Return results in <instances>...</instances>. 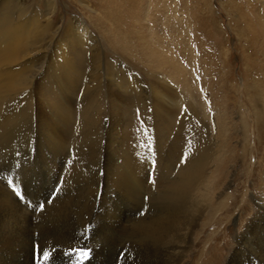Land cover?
<instances>
[{"label":"bare ground","instance_id":"bare-ground-1","mask_svg":"<svg viewBox=\"0 0 264 264\" xmlns=\"http://www.w3.org/2000/svg\"><path fill=\"white\" fill-rule=\"evenodd\" d=\"M13 2L15 3V0H0V147L14 142L31 145V151L22 161L25 185L19 195L13 196L0 184V264H35L34 224L37 202L40 195L42 196L40 187L42 181L46 178H53L55 175L57 178L63 170V166H69V174L87 179L86 173H88L91 164L96 165L98 172L104 169L105 178H107V180L104 179L103 172V178L98 181V185L91 192L96 204L94 203L90 209L87 208L88 210L85 206L86 212L84 211L85 217L88 222L90 221L89 227L91 226L93 230L92 232L90 230V232L83 231V235L88 233L89 236H96L101 240V246H103L96 256L94 254L92 257V264H105L108 260L109 254H104V249L108 253L110 249L116 247L122 234L126 231L122 227L127 225L125 223L128 222V213L131 209H138L143 195H148V202L153 206L160 205L162 202L164 209L169 210L170 213L165 210L153 222L145 223L148 221L147 219L145 222L143 220L138 221V224H132L131 228H128V238L138 237L145 244L147 241L152 242L154 249L157 246L162 248L163 254L170 251L173 256L177 253L176 261H178L177 264H180L181 259L192 249L203 233L205 226H216L218 221H214L217 214L227 207V198L230 195L222 199L224 192H221L220 185L223 178L216 175L217 172L223 175L226 170L224 171L223 166H219L220 164L219 168L214 167V164L216 166V162H222L223 158L221 160L219 157L214 159L213 156L207 157L204 155V145H200L197 141L199 137L197 136V139L195 136L187 134L188 131L185 130V127L190 122L187 123L185 116L181 115L179 111L184 101L179 99L180 97L174 90L171 92L167 87V80L157 73L155 82L150 85L152 95L150 107L152 117L154 116L156 119L155 125L151 121L154 126L151 135L156 138V145H154L157 150L165 151L166 155L163 158L159 154L161 157L159 159L142 157L138 152L140 149L137 150L136 147L138 144L135 143L138 127L132 121L134 113L143 107L145 99L141 84L137 75H134L132 71L123 67H115L111 63L109 64L105 58L107 51L113 52L114 48L124 49L123 51L132 49L136 39H140L145 60L162 71V66L166 63V60L162 59L165 48L162 39L157 37V40L149 38L146 41L145 36L135 38L132 34L136 35L138 32L133 31L132 34H129V38L132 40L128 38L124 41L125 38L121 32L127 34L128 32L122 24L120 12L116 13L114 10L113 3L123 6L122 8L126 6V11L130 12V9L132 10L130 3L134 2L132 0H105L103 6L99 7L100 10L93 9L87 1L77 0L81 7L90 13V17L108 13L109 15H104V17L112 22L109 30L111 28V30L117 31L118 38L105 35L100 38L85 20L78 16H73L65 22L58 34L59 28L56 26L55 29L53 23V16L56 14L55 0L45 1L44 13H41L34 3L27 5L20 1L15 4ZM103 8L104 11H102ZM138 20V18L132 20L133 26L135 23L139 24ZM250 21L260 27L264 23L263 19L258 17H253V20L247 18L246 22L250 23ZM97 30L99 29L97 28ZM137 30L145 31L143 26H139ZM101 31L103 32L102 28ZM262 32V37H264V31ZM143 34L145 35V32ZM104 43L109 45L106 44L108 48ZM116 56L114 54V57ZM102 82L104 87L107 86L110 91L102 92ZM251 90L255 95L249 91L250 94L247 96L249 108L247 107L246 112L239 110L238 116L242 127L247 129L246 120L250 118L254 124L253 127L256 126L262 132L264 129L263 96L257 95V89L251 88ZM259 99H261L260 103ZM188 102L190 108H196L191 102ZM197 106L199 105L197 104ZM104 111L110 115L107 121L109 125L106 135L107 147L99 134L101 115ZM202 113L204 117H207L205 111ZM147 121L149 123L150 120H146L145 123ZM222 122L224 123V121ZM218 123L216 126H212V135L214 134L216 142L221 144V139L224 138L228 128L225 127L224 134L222 124ZM175 129H177L176 132ZM185 141L190 143V149L198 154L197 157L186 158L183 156L184 154L178 155V149L181 146L177 148V145L182 142L186 143ZM70 146L77 148L73 155L70 151V153L68 152ZM143 146L145 148L144 144ZM246 149L247 144L243 148L244 153ZM218 155L226 157L225 152ZM174 160L179 162L177 167L175 162L173 163ZM230 160L228 159V163ZM151 165H155L153 167L156 172H161L157 178L158 182L172 176L171 180H166L164 184L158 183L159 185L157 184L154 191H152V185H148V168ZM210 169L213 170L210 171ZM98 172L96 171V176H99ZM90 177L92 178L91 175ZM249 177L251 176L249 175ZM72 182L74 183V181ZM81 186L84 187L83 191L85 192L89 189V185ZM245 197L252 200L251 214L249 213L250 217L233 234L232 238L236 245L229 253L230 258H227L225 263L223 262L224 264H238L241 261L238 254L245 252L249 241L264 237V198H255L247 190ZM242 200L245 199L242 198ZM58 204L54 214L59 221L58 226H60L64 224L63 217H65L66 209L63 208V205L61 206L59 201ZM41 209L40 207L39 210ZM192 214L195 218L189 221ZM51 220H54V217ZM234 221L235 219L233 224ZM207 222L209 223L207 224ZM136 225H139L141 229L136 228ZM47 227L49 228V226ZM39 243H42V240ZM142 246L144 247V245ZM69 249L71 250V248ZM172 261H174L173 258ZM150 262L152 263V261Z\"/></svg>","mask_w":264,"mask_h":264},{"label":"rangeland","instance_id":"rangeland-1","mask_svg":"<svg viewBox=\"0 0 264 264\" xmlns=\"http://www.w3.org/2000/svg\"><path fill=\"white\" fill-rule=\"evenodd\" d=\"M19 1L20 3L27 5L34 3L35 7L41 11V13H44L45 11L44 5L46 0H15V3H18ZM55 1L56 14L53 16V23L55 29L57 27L59 28L58 34L60 28H62L65 22L70 20L73 16H78L85 20V22L98 36H100V38L104 35L113 36L116 38L119 37L117 31L111 30V28L109 30L112 22L108 21L106 17H104V15H109L108 13L90 17V13L81 7L77 0ZM84 1H87L90 6L96 10H100L99 7L103 6L105 2V0ZM132 1L134 2L130 3V8L132 7L130 12L126 11V6L124 7V10V8H122L123 6L121 7L119 4L113 3L114 10L116 13L120 12L122 16V24L124 25L125 30L128 32V34L121 32V35H123L125 38L124 41L129 38V34H132L133 31L138 32L136 35L134 33L132 34L135 36V38H137V36H139L138 38L145 36L144 38H146V41H148L147 39L149 38L156 39L159 37L162 39L164 44L163 46L165 47H163L164 50L162 59L166 60L165 65L162 66L163 72L145 60V57L143 56L144 54H142L144 50L141 47L142 43L140 39H136V42L133 43L132 49H126V51H123L124 49L114 48V53L110 52L109 50L105 55V58L109 64L111 63L115 67L129 69L134 75H137V79L141 84L145 99L143 100V107L134 113L132 120L136 127H138V136L135 140V143L138 144V146H136L137 150L140 149L138 151L140 155L148 159H159L161 157L164 158L166 155L165 151L161 152L157 150L155 146L156 138L155 136L151 135L154 128V126H152V122L153 125H155L156 119L154 116L152 117L153 114L150 107V99L152 96L150 93V85L155 82V74L157 73L160 76H164L165 80H167V87L171 90V92L174 90L178 97H180L179 99L182 102L184 101V103H182V108H179V111L181 112V115L185 116L184 118L186 119L187 123L190 122L189 124H186L187 127H185V130L188 131L187 134H191L197 139L199 137L197 141H199L198 143L200 145H204V155L207 157L213 156V159L219 157L222 160L223 158L222 162L224 163L217 161L216 166L214 164V167L217 168L220 164L219 166L222 165L223 170H226L223 175L219 174V172H217L216 175L223 178L220 185V190H222L221 192H224L222 199L226 198L227 195H230V197L227 198V207L223 209L224 211L222 210L223 212L221 211L218 213V216H216L217 218H215L216 220L214 222L218 221V223H216L217 225L214 226L215 228L213 226L207 227L206 225L202 231L203 233L199 236V239L196 241L195 245L192 247V249H190L185 257L181 259V262L179 263L224 264L227 258H230L229 253L232 252V248L236 245L232 238L233 234L235 231L240 229L241 225L244 224L251 214L252 200L250 201L247 199V197H245V191H250L251 194L255 196V198H264V129L261 132L256 126L253 127L254 124L250 118L246 120L247 129H245L242 127L240 118L238 116L239 110H244L246 112L249 108L247 96L252 91L251 88L257 89V95H262L264 100V37H262L264 23L263 26L260 27L255 23H251V21L250 23L246 22L247 18L249 20H253V17H258L264 21V0ZM15 3L13 2V4ZM102 11H104V8ZM132 16H135L136 18H133ZM137 18L139 19V24L135 23L134 29L132 20H137ZM139 26H143L145 31H138L137 29H139ZM97 28L99 30H97ZM101 28L103 29V32L101 31ZM143 32H145V35ZM248 36L251 37L249 38ZM57 38L58 36L56 39ZM129 40L132 39L129 38ZM114 54L115 56L117 54V56L114 57ZM101 89L103 90L102 92L110 91L107 86L104 87L103 82L101 83ZM251 93L252 95H255L253 91ZM187 100L191 102L196 108H190L187 104ZM260 102L261 99H259V103ZM197 104L199 106H197ZM202 110L205 111L207 117H204ZM188 117L190 118V121L188 120ZM109 118V113L104 111L100 120L101 128L99 134L105 146L107 140L106 135L108 133L109 127L107 121ZM199 118L200 120H198ZM148 119L150 120L149 123L148 121L145 123V121ZM221 121H224V123H221ZM217 123L222 124L221 127L223 126L222 128L224 131L222 132L224 134L225 130L228 128L224 138L221 139V144H218L216 142V138L213 137L214 134L212 135V126H216ZM149 130L151 131L149 132ZM174 131L176 132L177 129ZM223 133L222 135H224ZM245 136H247L246 140H244ZM187 137L189 136L187 135ZM183 138L185 139V137ZM185 142L186 143L182 142L181 144L177 145V148L179 146L182 147H179L178 155L184 154L183 156L186 158L189 156H191V158L197 157L198 154L194 153L193 149H190V143L187 141ZM142 143L145 145V148ZM246 144L247 149L244 153L243 148L246 146ZM106 147L104 148L106 149ZM76 150L77 148L75 146H70L68 152L70 151L71 155H73ZM30 151L31 145L14 142L13 144L8 143L0 147V184L15 197L17 196V192L20 193L21 190L24 189L25 179L23 178L22 174V161L29 155ZM223 152H225L226 157L225 155L222 157L218 155L219 153ZM228 159H231L229 163ZM173 163L176 167L179 164V162L176 160H174ZM95 166V164H91L88 173H86L87 179L69 174V166H63L64 168L57 178L55 175L53 178H46L42 181L43 186L40 185L42 189V196L40 195V198L37 202L36 218L34 224V243L36 247L34 252L35 264H92V257H94V254L96 256V253L99 252L101 248H103V246H101V240L97 239L96 236H89L88 233L85 236L83 235V231L92 232L93 230L91 226L89 227L90 221L88 222L87 218L85 217V212L88 210L87 208L90 209L94 203L96 204L95 200L92 198L91 192L98 185V181H101L104 175V179L107 180V178H105L106 173L104 172V169L98 172V170H96L97 167ZM153 166L155 165H151L148 168V185H152V191H154L158 183L164 184L166 180H171L172 177L169 176L168 178H164L158 182L157 178H159L161 172H156V169H154ZM227 166L229 167L227 168ZM93 168L95 169L94 171ZM211 170L213 169H210V171ZM96 171L98 172L97 175L99 176H96ZM154 173L155 175H153ZM249 175L251 177H249ZM72 181H74V183ZM76 182H78V185ZM84 184L89 185V189L86 190V192H88L87 194L85 191H83L84 187L81 186ZM77 195H80V197ZM143 196L145 198L142 197L140 203L141 205L138 207V209H131V211L128 213V222L126 221L127 223H125L128 226L124 224L125 226L122 227L123 230L125 229L126 231L123 233L124 235L122 234V238L116 247L114 246L113 249H110L108 253L106 249H104V254H109L107 256L108 260L105 262V264H177V253L173 256L170 251L169 253L163 254L162 248L157 246V248L155 247L156 249H154V244L152 242L147 241V244H145L144 241L138 237L132 239L128 238V228L130 229L132 224H138V221L143 220V222H145L147 219L148 221L145 223L153 222L160 214H163L165 210H167L164 209L162 202L160 205L156 204L153 206L148 202V195ZM242 198L245 200H242ZM58 201L61 206L63 205V208L66 209L67 214H65V217H63V220L66 222L64 221V224L60 226H58L59 221L54 214L55 208L59 206ZM89 201L93 203H90ZM40 207L42 208L41 210H39ZM167 211V213H170L169 210ZM53 217L54 220H51ZM194 218L195 216L192 214L189 221H192ZM221 219L222 221H220ZM234 219L235 221L233 224ZM208 223L209 222H207V224ZM38 224L41 226L39 227ZM47 226H49V228ZM136 228L139 229L140 226L136 225ZM60 231H62V233H60ZM41 240L42 243H39ZM66 241L68 242L67 244ZM142 245H144V247ZM69 248H71V250ZM41 249L44 251L48 250L47 252L50 253V260L44 261L42 259V253L40 251ZM139 249L141 250L139 251ZM82 251H86L89 254L85 257L81 255ZM167 256H170L169 259ZM238 257L241 258V261L238 262V264H264V237H258L250 240L248 246L245 248V252L239 253ZM172 258L174 261H172ZM150 261H152V263Z\"/></svg>","mask_w":264,"mask_h":264},{"label":"snow or ice","instance_id":"snow-or-ice-1","mask_svg":"<svg viewBox=\"0 0 264 264\" xmlns=\"http://www.w3.org/2000/svg\"><path fill=\"white\" fill-rule=\"evenodd\" d=\"M17 195H19V193L17 192ZM41 253H42V259L44 260V261H48L49 260V257H50V253L49 252H47V251H44L43 249H41ZM81 255H83V256H87L88 255V253L86 252V251H82L81 252Z\"/></svg>","mask_w":264,"mask_h":264}]
</instances>
